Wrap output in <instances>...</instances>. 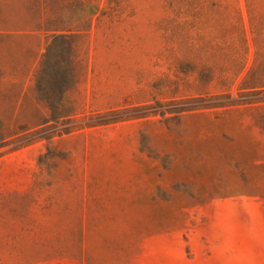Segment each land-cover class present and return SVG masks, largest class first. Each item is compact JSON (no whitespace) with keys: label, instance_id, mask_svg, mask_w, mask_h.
Listing matches in <instances>:
<instances>
[{"label":"rangeland","instance_id":"rangeland-1","mask_svg":"<svg viewBox=\"0 0 264 264\" xmlns=\"http://www.w3.org/2000/svg\"><path fill=\"white\" fill-rule=\"evenodd\" d=\"M257 65L264 0H0V264H264Z\"/></svg>","mask_w":264,"mask_h":264},{"label":"trees","instance_id":"trees-1","mask_svg":"<svg viewBox=\"0 0 264 264\" xmlns=\"http://www.w3.org/2000/svg\"><path fill=\"white\" fill-rule=\"evenodd\" d=\"M48 33L46 52L43 55V59L39 62L36 73L37 93L39 100L48 107L51 121L59 122L64 119H70L72 113V110H65L70 106V102L66 97L69 90L66 82L73 72L67 73L61 67L65 62L62 59L61 47L64 40L68 37L67 33L69 31L57 29ZM250 81L256 83V86L251 89L264 91V65H257L251 69L245 79V82ZM52 83L53 86H51ZM39 129L40 126L38 125L34 127L31 133H37ZM29 135L32 134L29 133ZM29 135L25 137H29Z\"/></svg>","mask_w":264,"mask_h":264}]
</instances>
